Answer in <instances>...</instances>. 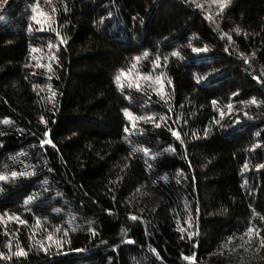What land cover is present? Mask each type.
Masks as SVG:
<instances>
[{
    "label": "trees",
    "instance_id": "16d2710c",
    "mask_svg": "<svg viewBox=\"0 0 264 264\" xmlns=\"http://www.w3.org/2000/svg\"><path fill=\"white\" fill-rule=\"evenodd\" d=\"M211 1L0 3V264H264V0Z\"/></svg>",
    "mask_w": 264,
    "mask_h": 264
},
{
    "label": "snow or ice",
    "instance_id": "6c2138e0",
    "mask_svg": "<svg viewBox=\"0 0 264 264\" xmlns=\"http://www.w3.org/2000/svg\"><path fill=\"white\" fill-rule=\"evenodd\" d=\"M2 2H6V0H0V3H2ZM227 2H228V0H219V3H220V7L221 8H223L226 4H227ZM0 19H2V17H0ZM63 42V41H62ZM33 51H35V49H33ZM193 51H200L199 49H193ZM172 55H177V53H172ZM121 74L122 75H124V73L123 72H121ZM119 76H117L116 77V79L117 80H119ZM252 103H255V101L253 100V101H251ZM143 118V117H142ZM5 123H7V121H5ZM45 135H47V133H45ZM172 135L173 136H177V138H179L178 137V133L177 132H175V131H173L172 132ZM133 151H135V149H133ZM30 173H27V172H24V173H19V175H29ZM18 175V173H16V172H12L11 173V176L12 177H16ZM5 179H7V177L6 176H4V175H0V180H5ZM29 199H31V197L29 198ZM29 201L28 200H26L25 201V203L27 204ZM132 219H135V217H132ZM191 235V234H190ZM49 239H51V237H49ZM18 255H24L25 253L23 252V250H20L18 253H17Z\"/></svg>",
    "mask_w": 264,
    "mask_h": 264
},
{
    "label": "rangeland",
    "instance_id": "374dc122",
    "mask_svg": "<svg viewBox=\"0 0 264 264\" xmlns=\"http://www.w3.org/2000/svg\"><path fill=\"white\" fill-rule=\"evenodd\" d=\"M213 1H214V2H217V1H219V0H212L211 3H212ZM206 11H207V10H206ZM207 12H208V11H207ZM34 18H37V17H34V16H33V19H34ZM152 76H153V77H156V76H154V75H152ZM152 80L154 81V83H157V80H154L153 78H152Z\"/></svg>",
    "mask_w": 264,
    "mask_h": 264
}]
</instances>
